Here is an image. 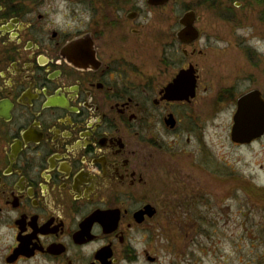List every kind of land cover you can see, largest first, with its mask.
<instances>
[{"label":"flooded vegetation","instance_id":"af4514ba","mask_svg":"<svg viewBox=\"0 0 264 264\" xmlns=\"http://www.w3.org/2000/svg\"><path fill=\"white\" fill-rule=\"evenodd\" d=\"M176 1L0 0L1 264H159L204 234L224 196L209 130L228 115L233 148L256 141L231 132L246 96L264 103V67L249 48L225 65L197 16L179 41L181 17L158 15Z\"/></svg>","mask_w":264,"mask_h":264},{"label":"rangeland","instance_id":"374dc122","mask_svg":"<svg viewBox=\"0 0 264 264\" xmlns=\"http://www.w3.org/2000/svg\"><path fill=\"white\" fill-rule=\"evenodd\" d=\"M234 2H241L239 8H234ZM259 2L177 0L175 7L161 10L158 15H175L178 20L186 11H194L200 18V44L203 47L208 45L209 49L218 50L216 55L223 56L225 65L232 68L243 66L245 59L241 56L242 51L249 48L255 51L259 71L264 67V5ZM218 16L229 17L231 21L219 22L214 19ZM229 123L227 115L223 118V129L215 133L209 130V165L218 166L224 173L222 202L218 206H210L209 225L204 229V234L197 237L195 244L186 246L185 243H179L183 234H178L176 245L160 248L159 264H255L253 254L260 249L254 247L263 241L259 231L264 229L261 228L264 226V137L257 139L251 146L233 148L228 135ZM233 172H239L243 180L247 179L255 185V203L249 202L242 193H234V180L231 185L227 184L230 177L233 179V174L236 175ZM244 230H252L251 237Z\"/></svg>","mask_w":264,"mask_h":264},{"label":"water","instance_id":"95a60500","mask_svg":"<svg viewBox=\"0 0 264 264\" xmlns=\"http://www.w3.org/2000/svg\"><path fill=\"white\" fill-rule=\"evenodd\" d=\"M168 1L148 0V3L152 6H162ZM195 17L194 11H186L181 16L179 24L182 29L177 34L179 41L191 43L197 39L198 33L192 27ZM253 96L252 94L248 95L239 103L231 132V138L234 143L248 144L264 135V103L260 99V102H255L252 100Z\"/></svg>","mask_w":264,"mask_h":264}]
</instances>
